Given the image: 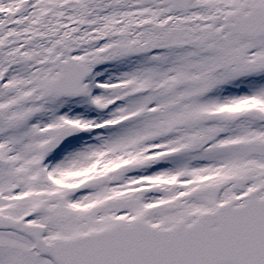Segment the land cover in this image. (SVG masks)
I'll return each instance as SVG.
<instances>
[{
    "label": "snow or ice",
    "instance_id": "obj_1",
    "mask_svg": "<svg viewBox=\"0 0 264 264\" xmlns=\"http://www.w3.org/2000/svg\"><path fill=\"white\" fill-rule=\"evenodd\" d=\"M0 264H264V0H0Z\"/></svg>",
    "mask_w": 264,
    "mask_h": 264
}]
</instances>
